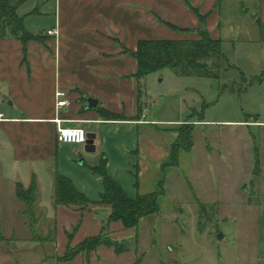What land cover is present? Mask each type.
I'll use <instances>...</instances> for the list:
<instances>
[{
	"label": "rangeland",
	"instance_id": "374dc122",
	"mask_svg": "<svg viewBox=\"0 0 264 264\" xmlns=\"http://www.w3.org/2000/svg\"><path fill=\"white\" fill-rule=\"evenodd\" d=\"M31 2H38L39 9L48 8L49 14L28 18L29 30L53 26L54 0ZM219 10L217 32L223 54L219 78L179 75L162 68L141 79L143 101L136 118L119 113L102 117L105 121L150 119L163 130L157 136L175 135L170 154L172 145L181 142L180 135L192 133L193 148L182 156L179 149L178 165L164 167L160 160L149 159L145 160L149 167L137 169L136 150L147 149L146 133L154 132L148 125H94L97 150L91 154H86L85 145L63 143L71 155L80 149L81 156L72 158L71 164L61 162L59 173L93 201L104 189L94 170L104 155L109 175L133 198L155 190L164 175L162 168L166 169L162 211L143 218L136 228L142 241L138 264H264V82L257 79L264 71V0H219ZM163 24L194 37L205 27L181 28L165 20ZM184 123L194 129L180 130ZM165 141L164 137V146ZM49 191L38 202L48 221ZM5 223L14 225L18 235L29 234L15 215ZM53 226L54 221H49V228ZM6 228L5 232L10 229ZM3 238L2 262L6 258V264H22L38 258V251L16 254L19 246L14 239Z\"/></svg>",
	"mask_w": 264,
	"mask_h": 264
},
{
	"label": "crops",
	"instance_id": "0c3cea01",
	"mask_svg": "<svg viewBox=\"0 0 264 264\" xmlns=\"http://www.w3.org/2000/svg\"><path fill=\"white\" fill-rule=\"evenodd\" d=\"M188 1L189 4L186 0H54V25H36L39 31L30 30L46 35L44 41H30L25 53L20 40H0V98L3 97L0 114H4L0 119V206L4 207H0V229L10 228L9 232L3 229L5 233L1 230V234L13 238L18 244L16 254L38 251L36 260H25L22 264H49L51 259L53 264L139 263L141 236L136 229L125 228L121 221L111 222L104 232L114 240H125L130 245L137 237L135 248L117 253L114 247L101 245L94 250H83L71 260L61 259L70 243L78 246L86 238L102 232L111 206L95 204L83 212L72 204L54 206V178L61 162L68 163L81 156L80 149H71L75 155L64 149L66 144L57 140V129L59 124L62 127L80 125L87 133L95 134L96 146L94 125H148L154 132L151 134L150 129L146 136L143 135L147 138V149L136 150L137 169L149 167L145 161L149 159L166 163L174 134L163 135L166 139L164 146L161 143L164 137L157 136V132L163 130L150 119L105 121L97 108H87L85 96L99 99L97 107L125 114L129 119L136 118L139 103L143 101L142 97L139 99V82L134 76L137 61L125 52V48L135 50L138 40L144 38L199 37L177 32L163 24V20L181 28L205 26L214 38H219V0ZM194 8L207 15L204 21ZM19 14L29 30L26 25L28 18L48 15L49 12L48 8L39 9L38 2L23 0ZM56 30L59 32L57 35ZM58 89L68 93L69 106L57 109ZM57 119L61 122L58 123ZM95 151L85 150L86 154ZM180 151L181 156L186 154ZM33 178L38 182L40 195L50 189L51 207L47 210L54 226L49 228L51 220L43 215L40 233L46 236L50 229H55L54 241L41 243L30 239L31 231L21 213L24 205L15 196L16 183L21 182L28 187ZM38 213L42 215L40 209ZM13 215L21 219L24 230L29 234L18 235L14 225L5 223ZM1 259L0 256V264H6L7 259L3 262Z\"/></svg>",
	"mask_w": 264,
	"mask_h": 264
},
{
	"label": "trees",
	"instance_id": "16d2710c",
	"mask_svg": "<svg viewBox=\"0 0 264 264\" xmlns=\"http://www.w3.org/2000/svg\"><path fill=\"white\" fill-rule=\"evenodd\" d=\"M189 4V1L186 0ZM23 0H0V40L4 38H14L20 40L24 46V52H27V44L30 41H44L46 35L42 33H34L25 26L24 18L19 14ZM201 16L202 21L205 20L202 14L194 8ZM207 17V15H204ZM171 27V25L169 24ZM198 38L168 39V38H144L139 39L135 50L125 48V52L131 54L137 61V70L134 76L139 82V95L142 93L140 88L141 79L152 72L162 68H172L179 75H201L207 77L221 76L220 60L222 54V39L214 38L210 31L204 27L199 30ZM264 82V71L257 77ZM140 97V96H139ZM97 111L103 117H111L117 115L114 112H107V109L97 107ZM184 123L180 130L194 129V126H187ZM183 135V133H181ZM180 143H174L168 162L162 164L178 165L179 149L190 152L193 148V136L180 135ZM177 163V164H176ZM102 177L103 192L97 201L89 199L84 193L80 192L71 179L57 172L55 174V192L54 206H69L70 204L79 206L81 211L90 209L91 205L107 204L111 206L108 213L107 225L102 232L93 237L86 238L78 246L71 243L67 247L63 260H71L83 250H94L101 245L114 247L117 253H121L135 248L137 237L133 238V244L130 242H119L114 240L108 233L104 232L113 221H121L125 228L136 229L140 221L155 214H159L162 209L161 197L165 194V168L163 177L160 178L155 190L138 193L136 197H130L124 187L117 182L107 171V157H102L101 163L94 168ZM138 185V182L136 183ZM15 196L23 203L24 209L21 211L25 218L26 224L31 231V240L45 243L46 241H54L56 238V230L50 229V233L43 236L40 233V225L42 216L38 213V202L40 189L38 182L33 178L31 184L25 187L21 182L16 183ZM42 213V211H41ZM78 226L75 228L77 230ZM72 239V234L70 235ZM0 240H4L0 229Z\"/></svg>",
	"mask_w": 264,
	"mask_h": 264
},
{
	"label": "built area",
	"instance_id": "2783aa9c",
	"mask_svg": "<svg viewBox=\"0 0 264 264\" xmlns=\"http://www.w3.org/2000/svg\"><path fill=\"white\" fill-rule=\"evenodd\" d=\"M70 100L68 93L64 90L58 89L56 91V107L61 109L63 107L70 105ZM4 114H0V119H3ZM58 123L61 120L57 119ZM87 132L84 127L80 125H75L71 127H62L60 124L57 129V140L61 143L67 144H86L87 142Z\"/></svg>",
	"mask_w": 264,
	"mask_h": 264
},
{
	"label": "water",
	"instance_id": "95a60500",
	"mask_svg": "<svg viewBox=\"0 0 264 264\" xmlns=\"http://www.w3.org/2000/svg\"><path fill=\"white\" fill-rule=\"evenodd\" d=\"M87 102H88V105H87V108L88 109H95L97 108L98 104H99V99L97 98H94V97H91L89 95H86L85 96ZM87 142L85 144V150L87 152H91V151H95L96 149V146H95V143H94V139H95V134L93 133H87ZM223 235L220 233L218 235V238H222Z\"/></svg>",
	"mask_w": 264,
	"mask_h": 264
}]
</instances>
